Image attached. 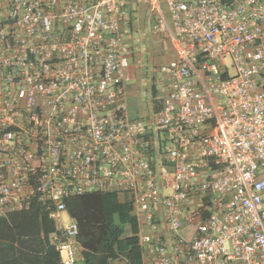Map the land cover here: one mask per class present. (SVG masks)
<instances>
[{
  "label": "built area",
  "instance_id": "2783aa9c",
  "mask_svg": "<svg viewBox=\"0 0 264 264\" xmlns=\"http://www.w3.org/2000/svg\"><path fill=\"white\" fill-rule=\"evenodd\" d=\"M131 2L174 51L137 119ZM163 2L0 0V218L49 203L62 264L91 192L130 202L141 264H264V0Z\"/></svg>",
  "mask_w": 264,
  "mask_h": 264
},
{
  "label": "trees",
  "instance_id": "16d2710c",
  "mask_svg": "<svg viewBox=\"0 0 264 264\" xmlns=\"http://www.w3.org/2000/svg\"><path fill=\"white\" fill-rule=\"evenodd\" d=\"M50 207L33 199L27 210L0 218V264H62L50 242L56 232ZM65 209L78 227L81 264H115L119 256L141 264L130 202L117 194L91 192L69 197Z\"/></svg>",
  "mask_w": 264,
  "mask_h": 264
},
{
  "label": "rangeland",
  "instance_id": "374dc122",
  "mask_svg": "<svg viewBox=\"0 0 264 264\" xmlns=\"http://www.w3.org/2000/svg\"><path fill=\"white\" fill-rule=\"evenodd\" d=\"M162 10L166 14L163 0H160ZM155 14L149 3L131 2L125 18L121 20V28L133 48V59L126 71L127 110L130 118H147L150 113L149 98L154 95V73L158 66L167 63L174 56L171 43L160 34L155 36L151 26L155 22ZM135 66V70L132 68ZM152 109V108H151ZM190 227L182 230L187 236Z\"/></svg>",
  "mask_w": 264,
  "mask_h": 264
},
{
  "label": "crops",
  "instance_id": "0c3cea01",
  "mask_svg": "<svg viewBox=\"0 0 264 264\" xmlns=\"http://www.w3.org/2000/svg\"><path fill=\"white\" fill-rule=\"evenodd\" d=\"M130 65H132V64H130ZM134 66V65H133ZM133 70H135V66L132 68V70H130V71H133ZM134 72V71H133ZM135 73V72H134ZM126 86H127V84H126ZM127 93H128V89H127ZM49 236H51V234L49 235ZM77 264H81V258L79 257V259H78V261L76 262Z\"/></svg>",
  "mask_w": 264,
  "mask_h": 264
}]
</instances>
